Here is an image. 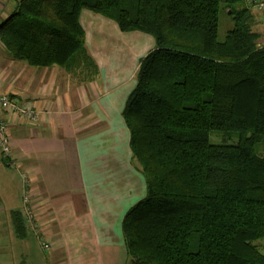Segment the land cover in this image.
<instances>
[{
  "label": "trees",
  "instance_id": "16d2710c",
  "mask_svg": "<svg viewBox=\"0 0 264 264\" xmlns=\"http://www.w3.org/2000/svg\"><path fill=\"white\" fill-rule=\"evenodd\" d=\"M250 1L21 0L0 25L13 60L79 85L100 75L83 11L155 40L122 112L147 191L123 223L129 264H264V46ZM221 10L237 24L223 41ZM213 132L239 140L212 144Z\"/></svg>",
  "mask_w": 264,
  "mask_h": 264
},
{
  "label": "crops",
  "instance_id": "0c3cea01",
  "mask_svg": "<svg viewBox=\"0 0 264 264\" xmlns=\"http://www.w3.org/2000/svg\"><path fill=\"white\" fill-rule=\"evenodd\" d=\"M6 3L0 0V19ZM252 11L264 46V10ZM80 19L100 69L94 83L79 85L58 67L17 62L0 43V94L42 113L34 122L7 117L16 165L0 147V264H29L28 248L34 247L47 252L41 264H129L123 223L147 191L122 112L140 62L156 44L89 11ZM25 173L33 221L24 200ZM16 213L26 238L17 234Z\"/></svg>",
  "mask_w": 264,
  "mask_h": 264
},
{
  "label": "built area",
  "instance_id": "2783aa9c",
  "mask_svg": "<svg viewBox=\"0 0 264 264\" xmlns=\"http://www.w3.org/2000/svg\"><path fill=\"white\" fill-rule=\"evenodd\" d=\"M250 4L253 5V7L258 8V10H264V1L263 0H251ZM9 113H12V116H15V118H20V120L28 121V122H34L38 120L42 113L36 109H31L23 106H18L14 100L7 94H0V147L3 149V153L11 158L12 162L10 165H16V161L13 160L11 153V145H10V136L8 135L9 130V121H8V115ZM29 183V176L25 173L24 174V185H25V194H24V200L26 203V210L28 211V216L31 221L34 220L33 210L31 207L32 204V197H31V191L29 189L30 185ZM44 247L49 248L46 244Z\"/></svg>",
  "mask_w": 264,
  "mask_h": 264
},
{
  "label": "rangeland",
  "instance_id": "374dc122",
  "mask_svg": "<svg viewBox=\"0 0 264 264\" xmlns=\"http://www.w3.org/2000/svg\"><path fill=\"white\" fill-rule=\"evenodd\" d=\"M7 3L4 5L3 10H5V16L4 18L0 19V25L3 24L4 20H6L8 17L16 13L18 10V4L21 0H4ZM264 1V0H263ZM250 6L249 4H247ZM254 8V7H253ZM258 9V8H256ZM256 13H259L257 10H255ZM3 14V13H1ZM219 31H218V37L221 41L225 40V36L233 29L236 28L237 24L234 19H232V15L230 12L221 10L220 14V20H219ZM149 36V35H148ZM150 37V36H149ZM239 140V137L235 134H226V133H221V132H213L211 136V143L216 144V145H222L223 143L228 144V145H235ZM264 147V142H262L260 145L257 146L258 151L261 152ZM259 245V248L264 251V239L260 240L257 242ZM46 248V247H45ZM49 249V248H46ZM28 252L30 257L28 258L29 264H41L43 261L42 256L46 257L47 252L43 248H28ZM31 255L33 257H31ZM27 262V261H26ZM131 264V263H130Z\"/></svg>",
  "mask_w": 264,
  "mask_h": 264
}]
</instances>
